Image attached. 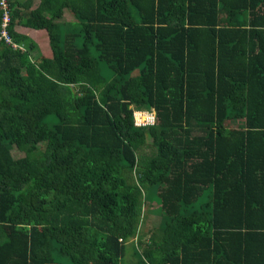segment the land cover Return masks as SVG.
Wrapping results in <instances>:
<instances>
[{
	"label": "trees",
	"instance_id": "1",
	"mask_svg": "<svg viewBox=\"0 0 264 264\" xmlns=\"http://www.w3.org/2000/svg\"><path fill=\"white\" fill-rule=\"evenodd\" d=\"M8 2L0 264H264V0Z\"/></svg>",
	"mask_w": 264,
	"mask_h": 264
},
{
	"label": "built area",
	"instance_id": "2",
	"mask_svg": "<svg viewBox=\"0 0 264 264\" xmlns=\"http://www.w3.org/2000/svg\"><path fill=\"white\" fill-rule=\"evenodd\" d=\"M1 20H0V39H2L7 45L12 48H22L21 44H18L9 28L11 26V7L8 0H0ZM134 112V111H133ZM134 124L136 126H145L154 124L156 122L155 114L152 111L138 110L134 112Z\"/></svg>",
	"mask_w": 264,
	"mask_h": 264
},
{
	"label": "rangeland",
	"instance_id": "3",
	"mask_svg": "<svg viewBox=\"0 0 264 264\" xmlns=\"http://www.w3.org/2000/svg\"><path fill=\"white\" fill-rule=\"evenodd\" d=\"M71 19V15L67 12H65L63 19L62 20H70ZM42 33V38L40 39V35H37V39H38V49L42 50L43 53H47L50 55L51 49L49 46V38L47 33L45 32H41ZM134 108V107H133ZM138 111L137 108L134 109V112ZM133 112V115H134ZM241 121V120H240ZM13 155L16 157H20L23 156L24 153L20 150H15L13 152ZM157 207V203H145L143 206V212H145V217L143 219V222L141 224H139L138 226V235L142 236V238H145L147 235H149L150 231L155 229V227L157 226V224L159 223L160 219H161V215H159L158 213H154V212H150L152 211L153 208ZM131 248V245H127V250H129ZM129 257V256H128Z\"/></svg>",
	"mask_w": 264,
	"mask_h": 264
},
{
	"label": "crops",
	"instance_id": "4",
	"mask_svg": "<svg viewBox=\"0 0 264 264\" xmlns=\"http://www.w3.org/2000/svg\"><path fill=\"white\" fill-rule=\"evenodd\" d=\"M39 1L40 0H32L33 3L31 4V6L28 7V8H23V11L24 12H30V10L34 9L37 6V4H38ZM14 31L16 33L25 35L28 38H30L35 43V45L37 47H38V44H37L38 43L37 35H40V39H41L42 38V33L41 32H44V33L46 32L45 29H35V28L29 27V26H25V25L20 24V23L19 24H16L14 26ZM37 47H36V50H35L36 51L35 52L36 55L38 54V55H43V56H48V57L52 55V53H50V55L47 54V53L46 54L43 53V51L42 50H39Z\"/></svg>",
	"mask_w": 264,
	"mask_h": 264
}]
</instances>
